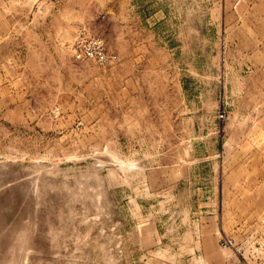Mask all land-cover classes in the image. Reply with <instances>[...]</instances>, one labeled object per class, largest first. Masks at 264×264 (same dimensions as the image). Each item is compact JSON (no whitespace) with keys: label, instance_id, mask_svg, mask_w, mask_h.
I'll return each instance as SVG.
<instances>
[{"label":"rangeland","instance_id":"obj_1","mask_svg":"<svg viewBox=\"0 0 264 264\" xmlns=\"http://www.w3.org/2000/svg\"><path fill=\"white\" fill-rule=\"evenodd\" d=\"M0 264H264V0H0Z\"/></svg>","mask_w":264,"mask_h":264},{"label":"built area","instance_id":"obj_2","mask_svg":"<svg viewBox=\"0 0 264 264\" xmlns=\"http://www.w3.org/2000/svg\"><path fill=\"white\" fill-rule=\"evenodd\" d=\"M76 52L79 58L88 57L101 64L108 60L104 43L98 37H81L77 43Z\"/></svg>","mask_w":264,"mask_h":264}]
</instances>
